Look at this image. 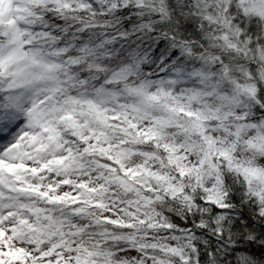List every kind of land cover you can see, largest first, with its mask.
<instances>
[{"label":"snow or ice","instance_id":"6c2138e0","mask_svg":"<svg viewBox=\"0 0 264 264\" xmlns=\"http://www.w3.org/2000/svg\"><path fill=\"white\" fill-rule=\"evenodd\" d=\"M0 264H264V0H0Z\"/></svg>","mask_w":264,"mask_h":264}]
</instances>
